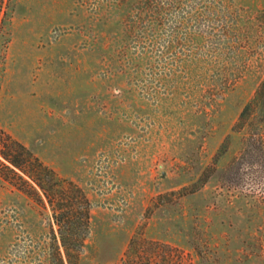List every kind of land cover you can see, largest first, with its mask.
<instances>
[{
	"label": "rangeland",
	"instance_id": "rangeland-1",
	"mask_svg": "<svg viewBox=\"0 0 264 264\" xmlns=\"http://www.w3.org/2000/svg\"><path fill=\"white\" fill-rule=\"evenodd\" d=\"M263 80L264 0H0V130L89 200L72 264H264ZM60 256L0 176V264Z\"/></svg>",
	"mask_w": 264,
	"mask_h": 264
},
{
	"label": "trees",
	"instance_id": "trees-1",
	"mask_svg": "<svg viewBox=\"0 0 264 264\" xmlns=\"http://www.w3.org/2000/svg\"><path fill=\"white\" fill-rule=\"evenodd\" d=\"M254 106H264V80L240 117L248 116ZM0 176L17 190L49 208L64 260L67 264L77 261L84 248L91 220L90 202L82 190L73 182L61 178L1 130ZM59 260L64 264L62 256Z\"/></svg>",
	"mask_w": 264,
	"mask_h": 264
}]
</instances>
